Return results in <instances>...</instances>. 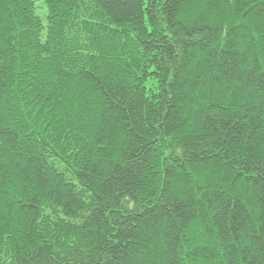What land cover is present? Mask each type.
Here are the masks:
<instances>
[{"label": "trees", "instance_id": "trees-1", "mask_svg": "<svg viewBox=\"0 0 264 264\" xmlns=\"http://www.w3.org/2000/svg\"><path fill=\"white\" fill-rule=\"evenodd\" d=\"M0 264H264V0H0Z\"/></svg>", "mask_w": 264, "mask_h": 264}]
</instances>
